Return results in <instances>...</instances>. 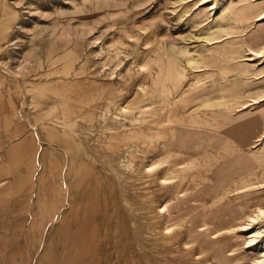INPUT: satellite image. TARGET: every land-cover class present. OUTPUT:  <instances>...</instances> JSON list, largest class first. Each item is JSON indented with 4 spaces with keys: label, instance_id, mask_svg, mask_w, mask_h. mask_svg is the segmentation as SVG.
<instances>
[{
    "label": "bare ground",
    "instance_id": "bare-ground-1",
    "mask_svg": "<svg viewBox=\"0 0 264 264\" xmlns=\"http://www.w3.org/2000/svg\"><path fill=\"white\" fill-rule=\"evenodd\" d=\"M147 1L108 0V10L132 9ZM183 2L185 7L198 8L192 17L197 25L202 22L200 14H208V19L216 8L220 14L234 10V15L244 19L264 17V0ZM189 11L185 9L176 19ZM241 31L227 26L219 16L209 30L201 28L190 35L201 45H209L208 52L200 46L162 43V55H156L161 45L156 25L141 26L126 38L114 36L108 56L119 63L123 55L133 54L131 71L139 65L130 82L126 77L119 80L123 91L115 88L92 95L91 91L81 94L84 89H79L65 97L56 95L57 99L74 100L58 103L46 115L41 139L35 122L10 127L9 138L17 136L29 142L26 159L31 179L37 158L42 159L37 176L45 200L40 264H264V155L251 163L244 154L251 134L255 136L264 125V105L249 115L243 113L240 117L246 118L241 123L233 116L234 111L263 100L256 99L262 90L257 79L263 69L248 61L264 54V20L248 34H238ZM141 33L142 42L133 47L130 41ZM120 41L129 51L117 44ZM217 55L225 62L221 75L191 92L203 75L210 73L206 59ZM157 67L161 70L155 72ZM79 73L93 81L87 68ZM1 75L0 94L10 99L5 101L4 119L9 123L24 112L25 98L32 89L14 86L16 90L8 97L3 89L5 76ZM135 76H139L135 82L138 100L132 101L128 99L132 92L129 84ZM60 89L54 88L57 94ZM44 108L35 114H43ZM55 133L67 142L74 138L89 146V169L77 172L79 184L95 177L107 183L106 192L80 190L62 196L63 182H55V164L50 159ZM102 140L108 148L98 144ZM16 143L7 146L10 159L15 158ZM222 146L227 150H220ZM258 148L264 151V141ZM20 164L2 165L0 182L11 175L16 186ZM9 184L0 187H15ZM55 188L58 192L53 195ZM29 258L22 259V264H29Z\"/></svg>",
    "mask_w": 264,
    "mask_h": 264
},
{
    "label": "rangeland",
    "instance_id": "rangeland-1",
    "mask_svg": "<svg viewBox=\"0 0 264 264\" xmlns=\"http://www.w3.org/2000/svg\"><path fill=\"white\" fill-rule=\"evenodd\" d=\"M192 1L194 0H189V2ZM192 7H185L183 0H149L132 9L125 8L113 11L108 10V0H0V73L3 74L1 76H5L3 89L6 90L8 97H12L17 87L32 89L25 98L24 112L22 111L21 114L15 116L13 118L14 122L12 120L9 123H6L4 119H7L5 117L7 114L5 101L10 99H6V96L2 93L0 94V109L5 111L0 110L2 113H0V168L2 165H6V162L8 165L18 161L21 163L19 166L21 175L14 179L16 186L11 175L0 182L1 187L4 183H10L9 187L12 184L15 186L8 189L6 185L4 189L6 192L0 187V264H7L9 259L11 264H14L17 259L18 264H22L23 261H26V256H30L31 264H40L42 249L40 231L45 208L43 206L45 205V200L41 194L40 183L37 178L42 159L40 156L37 158L35 177L31 179L28 172V168L31 169V166L26 159L29 142H23L17 136L9 138L7 135L10 127H14V129L19 127L18 122L27 124L35 122L38 124L37 134L41 139L43 137L42 132H44L41 124L46 122V115L52 113L58 103L74 100L57 99L56 95L65 97L71 91L79 89H84L81 94H87V91H89V93L92 92V95L100 91H102L100 93L107 94L109 89L113 90L115 88L120 92L123 91V88L118 87L119 80L126 77L128 82H130L131 75L135 74L134 70L139 69V65L132 67L133 71H131L129 64L133 59V54L123 55L119 63H116L113 58L108 56V48L114 47L110 43L114 36L117 39L126 38V34L135 33V30L141 26L156 25L157 34L159 35L157 38L161 43L158 46L159 51L156 52V55H160L163 52L161 49L162 43H171L175 47L200 46L203 52H208L207 46L209 45H201L200 41L190 37V35L198 32L201 28L209 30L215 18L222 16V21L227 26L242 30L238 34L250 33L261 20H264V17L261 19H256L255 17L244 19L239 15H234V10H228L220 14L221 11L216 8L212 12L211 17H209L210 19H207L208 14L206 15L205 13L198 16L199 20L203 22L200 23L202 24L200 28V24L198 23L197 25V22L192 18L198 8L195 5ZM189 8L190 11L180 19L181 21L176 19V16ZM135 11L137 13H134ZM188 16L191 18L188 19ZM187 19L188 21H186ZM158 24L159 26H157ZM142 35L141 33L140 37L130 41L133 47L140 45ZM101 44L104 45L102 49ZM117 44L129 51L126 43L120 41ZM142 59L140 55L137 59L139 64ZM206 61L209 64L207 69L210 73L204 74L199 84L200 87H193L190 90L191 92H196L204 84L221 75V70L225 64L222 56L208 57ZM248 62H254L256 69H263V72L260 73L262 76L257 79L262 84V90L256 98H263V100L250 104L245 109L234 111L233 116L240 123L246 118L245 116L240 117L243 113L248 114L249 111H254L264 105V54L258 57L254 56V59ZM150 64H154V62L151 61ZM54 67L56 68L55 70ZM86 68L91 71L90 74L94 82H88V79H83V75L79 73ZM153 70L158 72L161 68L157 67ZM232 74V72H229L227 75L231 78ZM138 77L135 76L134 82L132 81L129 84L132 87V92L128 99H132V101L138 100L135 95L138 88L135 82ZM1 79L2 77H0V82ZM77 82L80 84H77ZM51 85L52 87H50ZM14 86L16 87L15 89L13 88ZM68 86L71 87L70 90H66ZM56 87L61 88V91H59L61 94H57V91L54 90ZM93 89L94 91H92ZM247 99H252V97H247ZM15 100L18 101L19 99ZM96 100L101 101V99ZM44 105L43 114H35ZM2 115H4V118ZM53 127L57 126L54 125ZM252 135L244 150V154L249 162L255 163L264 155L263 149L258 151L260 150L258 147L264 141V125L255 136L252 137ZM54 136L56 137L53 141L55 150L53 152L54 155L52 154L50 159L55 164L52 167L55 173V182H60L61 180L63 182V187L61 188L62 196L67 197L71 193H76L80 190L96 193L106 192L107 183L99 181L95 177L88 179L87 183L83 185L84 187L79 184V174L77 172L80 170L84 172L89 169L86 156L88 151H90L88 149L89 146L81 141L78 143L74 138L67 142L61 134L55 133ZM12 142L17 143L14 148L15 158L10 159L11 151L9 152L7 146ZM98 144L108 148V144L104 143L103 140ZM253 145L254 147H251ZM220 150L226 151L227 146H222ZM56 157L60 159L59 163H57ZM58 189L60 188L58 187ZM58 189H54L53 195L58 192ZM21 242L22 245L20 244ZM14 243H17V245ZM8 244L10 246H7ZM19 247L20 249L18 250ZM8 249L10 250L7 251ZM7 252L10 253H8L9 256L7 255L9 259L8 257L6 258L8 260L5 259ZM22 259L25 260L22 261Z\"/></svg>",
    "mask_w": 264,
    "mask_h": 264
}]
</instances>
